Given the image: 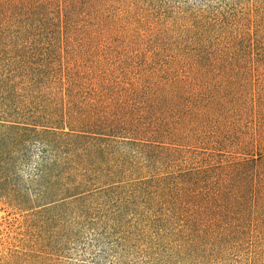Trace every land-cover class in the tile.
<instances>
[{
    "label": "trees",
    "instance_id": "16d2710c",
    "mask_svg": "<svg viewBox=\"0 0 264 264\" xmlns=\"http://www.w3.org/2000/svg\"><path fill=\"white\" fill-rule=\"evenodd\" d=\"M0 205L40 231L0 264H58L69 215L264 256V0H0Z\"/></svg>",
    "mask_w": 264,
    "mask_h": 264
},
{
    "label": "rangeland",
    "instance_id": "374dc122",
    "mask_svg": "<svg viewBox=\"0 0 264 264\" xmlns=\"http://www.w3.org/2000/svg\"><path fill=\"white\" fill-rule=\"evenodd\" d=\"M73 218L66 216L57 229L53 230L51 224L41 233L52 236L50 242L57 248L58 264H264V256L253 260L249 250L242 249H224L204 258L188 253L184 258L154 251L142 253L138 246L130 245V238L123 244L116 242L113 235L102 234L101 226L71 223ZM39 232L28 211L0 205L1 250L28 248Z\"/></svg>",
    "mask_w": 264,
    "mask_h": 264
}]
</instances>
